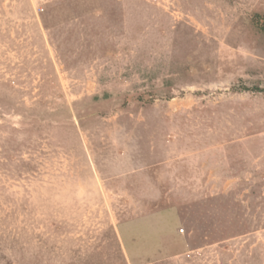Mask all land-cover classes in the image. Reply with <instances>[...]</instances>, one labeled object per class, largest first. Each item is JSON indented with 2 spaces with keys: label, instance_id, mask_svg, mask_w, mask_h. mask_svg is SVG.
<instances>
[{
  "label": "rangeland",
  "instance_id": "rangeland-1",
  "mask_svg": "<svg viewBox=\"0 0 264 264\" xmlns=\"http://www.w3.org/2000/svg\"><path fill=\"white\" fill-rule=\"evenodd\" d=\"M257 13L0 0V264H264Z\"/></svg>",
  "mask_w": 264,
  "mask_h": 264
},
{
  "label": "trees",
  "instance_id": "trees-1",
  "mask_svg": "<svg viewBox=\"0 0 264 264\" xmlns=\"http://www.w3.org/2000/svg\"><path fill=\"white\" fill-rule=\"evenodd\" d=\"M253 22L257 26V28L264 34V14L257 13L253 17ZM249 89V88H246ZM259 89V88H254ZM263 91V90H259ZM98 253L92 254L89 259L78 261L77 260H70L68 264H130L127 256L123 252L122 244H120L119 240H116V256L112 258L106 254L107 245H98ZM5 259V257H4ZM132 259V257H131ZM2 260H0L1 262ZM134 261V260H133ZM6 264H8L7 260H5Z\"/></svg>",
  "mask_w": 264,
  "mask_h": 264
}]
</instances>
